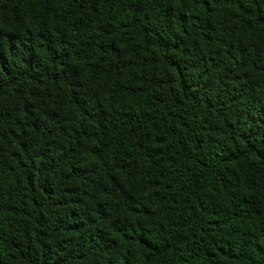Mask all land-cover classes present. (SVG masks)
Here are the masks:
<instances>
[{
  "label": "trees",
  "instance_id": "16d2710c",
  "mask_svg": "<svg viewBox=\"0 0 264 264\" xmlns=\"http://www.w3.org/2000/svg\"><path fill=\"white\" fill-rule=\"evenodd\" d=\"M0 264H264V0H0Z\"/></svg>",
  "mask_w": 264,
  "mask_h": 264
}]
</instances>
